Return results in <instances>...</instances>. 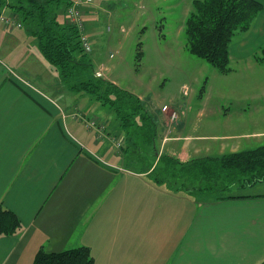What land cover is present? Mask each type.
I'll return each mask as SVG.
<instances>
[{"label": "crops", "instance_id": "obj_1", "mask_svg": "<svg viewBox=\"0 0 264 264\" xmlns=\"http://www.w3.org/2000/svg\"><path fill=\"white\" fill-rule=\"evenodd\" d=\"M254 22L231 51L234 57L230 53L231 62H247L241 65L246 69L252 68L247 58L264 47V10ZM0 27L9 34L19 30ZM25 42L8 35L0 49V204L23 226L13 237H0V264H32L41 248L82 246L91 249L95 264H264V181L239 198L221 200L156 185L149 172L124 159L122 143L103 144L109 124L82 108L80 115L104 126L94 132L76 117L72 111H80V103L37 44ZM93 62L97 73L118 85L110 67ZM208 108L171 125L172 138L159 130L158 157L187 162L191 155L264 145V130L192 132L196 121L222 115Z\"/></svg>", "mask_w": 264, "mask_h": 264}, {"label": "trees", "instance_id": "obj_2", "mask_svg": "<svg viewBox=\"0 0 264 264\" xmlns=\"http://www.w3.org/2000/svg\"><path fill=\"white\" fill-rule=\"evenodd\" d=\"M62 4L67 11L71 3L70 0H0V14L5 10L19 17L21 29L35 40L45 61L71 92L88 95L115 111L123 133L121 153L126 161L139 164L156 185L188 196L239 198L234 195L235 190L264 181V145L187 162L167 154L158 157L157 117L138 96L97 76L91 55L82 47L80 30L67 20L63 23L59 20ZM192 5L193 11L185 21L188 51L220 74H229L234 38L250 31L264 5L257 0H194ZM142 56L140 51L138 58ZM258 62L264 65V49ZM22 228L16 214L0 204V237H13ZM32 264H95V260L86 246L61 252L41 248Z\"/></svg>", "mask_w": 264, "mask_h": 264}, {"label": "rangeland", "instance_id": "obj_3", "mask_svg": "<svg viewBox=\"0 0 264 264\" xmlns=\"http://www.w3.org/2000/svg\"><path fill=\"white\" fill-rule=\"evenodd\" d=\"M193 1L93 0L89 7L91 13L84 16L85 33L93 45L90 55L96 63L110 67L111 76L120 88L141 96L136 95L157 119L160 117L161 121H157L159 130L169 137L173 136L171 125L178 124L187 113L192 111V115H196L207 107L208 111L215 110L222 115L196 121L198 127L192 132L225 134L264 130V65L258 62L264 47L247 58L252 62L251 69L243 68L242 63L247 62L237 63L238 60L230 62L229 74H220L188 51L185 21L193 11ZM58 15L59 20L65 22V4L60 6ZM3 30L0 27V49L8 35L23 37L27 46L36 45L24 29L10 34ZM244 35L238 34L234 38L230 47L232 57L235 45ZM260 41L258 39V43ZM140 51L143 56L138 58ZM247 56L245 54V58ZM97 76L103 78V71ZM71 94L75 102L80 103V111L72 112L85 121L88 129L97 132L104 126L80 115L83 109L91 117L100 119V123L109 124L108 130H112L104 135L107 142L103 141V144L110 143L115 147L122 143L121 126L111 107L85 94ZM117 134H121L119 140ZM200 156L191 155L188 161ZM245 191L249 190H235L234 195Z\"/></svg>", "mask_w": 264, "mask_h": 264}, {"label": "built area", "instance_id": "obj_4", "mask_svg": "<svg viewBox=\"0 0 264 264\" xmlns=\"http://www.w3.org/2000/svg\"><path fill=\"white\" fill-rule=\"evenodd\" d=\"M70 3L66 11L67 22L80 30L82 47L86 53L90 54L93 52V45L85 33L84 14L81 9L91 5L93 0H71ZM0 26L10 30L21 29L23 27L22 22L16 14L6 13L5 10L0 14Z\"/></svg>", "mask_w": 264, "mask_h": 264}]
</instances>
